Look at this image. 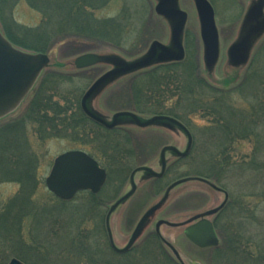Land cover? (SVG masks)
I'll list each match as a JSON object with an SVG mask.
<instances>
[{
  "label": "rangeland",
  "instance_id": "rangeland-1",
  "mask_svg": "<svg viewBox=\"0 0 264 264\" xmlns=\"http://www.w3.org/2000/svg\"><path fill=\"white\" fill-rule=\"evenodd\" d=\"M43 3L45 2L38 0H0V31L14 48L25 53L39 54L34 48H28L25 43L30 41V46H36L33 43L34 38L29 37V34L32 36L31 33L34 32L33 35H37L46 31L44 29L46 26H53L50 25L52 21H49L52 19L51 11H54L50 9L53 4L42 7ZM194 3L192 0H180L181 8L188 14V21L182 32L187 29L186 31L195 36V40H192V44L188 46L187 58L182 65L164 67L153 60L151 65L146 67V73L153 71L152 68L156 66L160 69L157 68L153 76L146 75L145 82L141 81L144 68L120 74L108 79L87 99V110L108 124H113V116L116 112L127 114L118 118V128L109 139V142H113L110 153L108 149V153L104 154L105 150L96 146L100 144H90L88 141L90 139L83 135L80 136L82 141L77 142L74 138L63 139L55 137L54 134L49 136L44 129L45 121L42 118L35 122L42 125H31L30 120L34 112L30 110L29 105L33 100V92L15 112L0 120V132L10 124H16L17 128L14 131L16 136L9 133L12 138L8 139H15L20 149L22 147L20 144L27 141L30 150L25 151L26 157L30 160L32 158L34 163L31 164L29 159H25L30 161L31 166L28 168L27 165H22V169L25 170L23 174L14 173L12 168L6 167L8 163L0 162V170L2 167V170L7 172L0 173V212L8 211L13 203L11 214L17 220L22 219L17 232L0 229V264H10L14 259L23 264H158L157 260L161 255L158 243L153 242L149 245L148 256L139 253L133 254V257L128 255L117 259L111 250L109 234L113 233L112 238L117 237L119 245L123 246L130 234L131 222L137 224L155 206L159 209L150 217L147 231H153L159 220L169 223L188 220L222 203L223 194L211 188L215 179L197 175L199 171L204 174L209 172L205 164L202 166V162L209 163L210 156L205 154L208 147L210 146L209 150L215 152L214 147H218L216 145L222 147V144H226L229 150L221 156L233 164L230 170L221 171L220 176V179L226 182L225 186L228 187L231 195L228 239L221 238L218 249L199 251L195 250L177 229L171 230L163 226L161 232L178 251L184 252L183 259L189 262L196 259L200 261L199 264H211L210 257L213 256V264L256 263V260L252 259L251 262L247 260L248 253L240 251L242 246V249L247 247L252 251L256 258H261L258 264L264 263L262 261L264 258V149H260L264 142V114L260 111L254 113L252 110V107L257 110L263 108L264 51H259V48L264 43V28L261 32H257L261 29L242 22V17L232 15L233 11L231 13L223 11L224 6L220 5L217 19L220 28L219 58L217 62L209 64L206 48L201 40V25ZM156 5L154 0H113L105 10L97 11L95 13L97 18H118L128 12L129 18L126 23L118 28L120 39L113 43L80 36L64 37L62 32L64 30H60L59 35L55 36L58 42L55 43L53 40L45 53L49 55L51 63L44 73L73 75L75 87L82 89L84 95L90 90L89 86L95 84L107 72L143 61L145 56L151 53L154 44L157 43L161 48L171 47L174 27L169 19L157 13ZM59 14L60 12L57 13ZM63 14L65 15V12ZM227 15L231 16L227 17ZM61 20V15L56 17L58 23L54 21V26L61 24ZM123 31H125L124 35L121 34ZM26 34L28 37L25 36ZM249 37L245 51L237 54L243 59L239 63V60L234 59L231 54L232 47ZM180 40L182 41V38ZM195 42L196 44H193ZM87 55L98 56V64L87 69L77 68L75 62ZM254 56H256L255 64L250 68ZM255 67L258 71L259 86L250 82L252 77L254 78ZM186 74L192 77L193 85L188 82L179 99L180 93L179 96L176 95V81L182 80ZM85 79L88 81L86 82ZM136 85H143L144 95L149 102L151 104L152 101L161 102L166 111H172L180 116L185 108L188 111L192 110L189 123L176 122L173 114H168L170 116L167 119L154 121V118L163 115L160 113L153 115L157 111L151 112V109L145 105L141 108L144 112L139 114L134 105L133 90ZM163 88L169 89L171 93V99L166 100L165 103L162 102L165 100ZM220 95L226 97L225 103L228 104L231 112L245 113V118L240 116V119L236 120L239 123V132L243 134L238 139H230L239 133L238 130H234L235 126H230L228 131L229 134L231 133L230 137L220 135L222 127L229 129L226 127L229 118L227 114L215 113L216 105L219 107L222 101L219 100ZM256 95L259 96L257 102L254 98ZM55 100L61 107L58 110L62 111L66 104L62 100ZM190 101L192 102L189 103ZM211 102H214L212 106L200 110L202 104ZM227 109L226 107L225 110L229 114ZM65 116L61 114L55 121L48 118L53 124H58L66 119ZM257 118L263 121L262 125L251 126V122ZM247 127L250 128L251 133L255 130L258 136L249 137ZM120 138L127 140L125 147L120 148L118 142ZM194 139L196 145L189 152L188 149L191 148ZM0 140L3 138L0 137ZM127 147L131 152L129 158L124 160L120 152L122 148ZM16 149L15 152L8 149L3 154V158L7 161L10 159L8 162L13 166H17ZM225 149L224 146L219 152ZM73 150L85 151L98 157L101 168L108 173V179L101 193L79 194L72 202L66 203L58 200L47 189L46 180L56 159ZM187 151L188 158H184L183 156H187ZM146 155L147 158L149 157L147 162ZM163 158L166 168L171 170L164 178L165 184H169L165 187H163V179L159 180V177L152 176V174L161 175ZM239 167L244 169L241 170ZM146 169L148 171H144ZM180 180L185 182L171 191L168 199L164 198L163 189H168ZM118 190L120 196H132L118 210H112ZM25 191L27 193H24ZM25 201L30 202L34 210L30 211L26 206L21 207L20 205H25ZM142 234L139 241L142 239ZM168 259L167 263L170 261Z\"/></svg>",
  "mask_w": 264,
  "mask_h": 264
},
{
  "label": "trees",
  "instance_id": "trees-1",
  "mask_svg": "<svg viewBox=\"0 0 264 264\" xmlns=\"http://www.w3.org/2000/svg\"><path fill=\"white\" fill-rule=\"evenodd\" d=\"M38 1L45 2L41 5L42 7H48V6L53 4L50 9H54V11H51L52 14L50 17H52V19L51 20L48 19L49 21H52V22H50V25H53V26H46L44 28L46 31H42L41 33H39L37 35H33L34 32L31 33L32 36L29 34V37L34 38L33 43L36 46H30V41L25 43V45H27L28 48H34L35 51H37L38 53H41V54H45L47 52L49 45H51L53 40H55V38L59 35L58 32L60 30H64V31H62L64 34V37H66V36H80V37H84L87 39L100 40V41H104V42L113 43L116 40L120 39V34L118 33V28L122 27L126 23L127 19L129 18L128 12H125L122 16H120L118 18H113V17H110V18H99L98 17L97 18L95 13L97 11L100 12V11L105 10L107 8V6H109L111 4V2L113 0H38ZM33 3H34V1H33ZM30 5H33V4H30ZM56 11H58V12H56ZM59 12H60V14L57 15V13H59ZM63 12H65V15L63 14ZM60 15L62 17L61 24H58L56 27V26H54L53 22L55 21L56 23H58L56 21V17H60ZM73 16H75V17H73ZM76 17H79V18H76ZM46 18H47V15H46ZM72 18H74V19H72ZM124 32L125 31H123L121 34L124 35L125 34ZM25 36L28 37V34H26ZM31 38H30V40H31ZM54 42L56 43V42H58V40H55ZM259 51H264V43L259 48ZM255 59H256V56L253 57L250 68L252 66H254L253 64H255ZM180 64L182 65V63H180ZM180 64H177V65H180ZM256 67H255V71L253 73L254 78L252 77L250 82H252L254 85L259 86L260 81L257 82L258 71L256 70ZM158 69H160V68H158ZM155 72H157V70L151 71V72L146 73V74H148V76L150 77V76H153V74ZM188 77H190V75L186 74L183 76L182 80L176 81L177 82L176 95L179 96V93H180L179 99H181L182 92L184 89H186L185 86H187V83L189 82V83H191V85H193L192 77H190V78H188ZM250 77H251V75H250ZM141 78L143 79V80H141L142 82L146 81L145 76H142ZM206 90H208V89H206ZM133 91H134L135 109L139 114L140 113L142 114L144 112L143 110H141V108H142V106L145 105L147 108L151 109V112L157 111V112H154L153 115H156L158 113H160L163 116L164 115L167 116L168 114H173L174 115L173 117L176 118L177 120L181 121L182 123H186V124L189 123L188 119L190 117V114L193 113L192 110L188 111L185 108L183 110L182 114L180 116H178L176 113H174L172 111H169V110L166 111V109L162 106L161 102L157 103L156 101H152L153 104H151V102H149L148 98H146V96L144 95L143 85H138V86L136 85ZM202 91L204 92V89H202ZM32 92H33V100L31 101V105H29V108H30V110H32V112H34L35 117L31 116V118H32V120H30L31 125H33V124H39V125L41 124L42 125V123H35V122L40 121V120H38L39 118H42L45 121V122L43 121L44 122L43 124L45 125L44 129L49 136H52L51 134H54L55 137H60L63 139L74 138V141L77 142V141H82L80 139V136L83 135L84 137L90 139V140H88L90 144H92V145L100 144V145H96V146L103 148L105 150V151H103L104 154L108 153V149H109V153H110V151L112 150L111 147H113V142H109V139L112 138V135L116 129H114V130L89 129V128L84 129V128L79 127V126H73V123H81L86 117H85V115H83L82 111H80L81 110L80 109V101H81L80 99L83 95V91L79 87H75V83L73 82L72 78H69L63 74L44 73ZM162 92L164 93L163 96L165 97V100H163L162 102L165 103V102H167L166 100L171 99L170 98L171 93H170V90L167 88H163ZM146 95H147V93H146ZM176 95H173V97ZM143 96H145V97H143ZM160 97H161V95H160ZM54 98L57 100H62L64 102V104H66L64 109H62V111L58 110L61 107H60L59 102L56 101ZM219 98H220L219 100H222V101L219 104L220 108L218 107V105H216L215 108H216L217 112H215V113L222 114V115L227 114V116L229 117V118L227 117L228 123L226 125V127H229V129L222 127V129H221L222 132L220 133V135L223 137H226V136L230 137L231 133L229 134V132H228L230 130V126H235L234 130H238V132H239L240 131L239 123L236 120L240 119V116L245 118V113L231 112L229 107L227 106L228 104L225 103L226 97L222 95ZM254 98L257 102V99L259 98V96L256 95V96H254ZM144 100H145V103L143 104ZM191 102L192 101H190L189 103H191ZM201 102H202V99H201V101H199V103L201 104ZM213 103L214 102L202 104L200 107L201 108L200 110L205 109L207 106L208 107L212 106L211 104H213ZM262 103H263L262 104L263 108L260 110H257L255 107H252V110L254 113H258V111H260L261 113L263 112V114H264V101ZM226 107L229 109V112H230L229 114L225 110ZM180 108H181V106L179 105V109ZM163 109H165V111ZM218 109H220V110L218 111ZM71 110H73L72 113H71ZM61 114H65L66 119L62 120L58 124H53L52 121L51 122L49 121V118H52L55 121L57 118L60 117ZM68 114H70L71 117H67ZM168 116H170V115H168ZM35 118H36V120H35ZM221 122H222V120H221ZM262 122H263L262 120L257 118V119H255L254 122H251V126L253 125L254 127H259V125H262ZM224 123H226V122H224ZM221 124H223V123H221ZM16 128H17L16 124H12V125L10 124L8 127L4 128V129L1 128V130L3 129V131L0 132V137L3 138V140H0V148H1L0 149V162L4 163V164L8 163V164H6V167L10 168V169L12 168L11 170L14 173H16V172L21 173L22 172L24 174L25 170L22 169L23 168L22 165H27V167L29 168V166H31V164H34V163L32 161V158L30 160V158L26 157L27 154L25 153V151L30 150L29 143L27 141H23L24 143L20 144L22 146L20 149V146L15 139L9 140L10 138H12V136H16V134L14 135V133H15L14 131L16 130ZM226 130L228 133L226 132ZM246 131L249 132V134L247 133L249 135V137L253 136V135L254 136L257 135L255 130H253L251 133L249 127L246 128ZM9 133L12 136L9 135ZM236 135H237L236 137H234V138L230 137V139L235 140V139H238L241 136H243V134H241L240 132L237 133ZM243 138H245V137H243ZM124 139L125 138H120L118 141L120 148H121V146H124V147L126 146V144L124 143ZM193 141L194 142L192 144V148L194 147V145H196L195 144L196 139H194ZM93 143H95V144H93ZM216 146H218V147H214L215 152L212 150H209L210 146L208 147V150L205 152V154H207V155L209 154V156H210V159L208 161L209 163H206V161L202 162V166L205 164L204 166H207L206 169L209 172L204 174L203 172L199 171L197 175H199L202 178L203 177L208 178V179L213 178L220 184V186L223 185L226 188V186H225L226 182L225 181L223 182L220 179L221 171L230 170V168H231V166H233V164L229 163L230 161L227 162V160L221 156L222 154H225L226 152H228L229 148H227V145L222 144V147H221V145H216ZM224 146L226 149L219 152V149H221V148L223 149ZM16 147H18V149H16ZM192 148H191V150H192ZM8 149H12L13 151H11V152H15V149H16L17 153H16V158H15L16 159L15 164H17V166L16 165L13 166L10 162H8L10 159L7 158L8 159V161H7L3 158L4 152L7 151ZM211 149H212V147H211ZM260 149L261 150L264 149V142L261 144ZM73 151H81V150H73ZM100 152H102V151H100ZM125 154L128 155V153L124 151V148H122V152H120V155L123 156L124 160L125 159L127 160L129 155L127 156ZM90 156L92 158H94L98 163H100V159L98 157H96L94 155H90ZM186 158H188V156ZM25 159H29L31 161V164H30L29 160H25ZM239 168L241 170L244 169L243 167H239ZM124 171H128V170H124ZM170 172H171V170H170ZM0 173H7V172L3 171L2 167H1ZM9 175L14 176L16 174H9ZM6 177H8V176L6 175ZM165 181H166V179H163V182H164L163 187H165L168 184V183L165 184L166 183ZM19 182L21 184H23L22 181H19ZM25 188H26V186H24V189ZM24 193H27V192L25 191ZM87 193H89V192H83L80 194H87ZM90 194L94 195L92 193H90ZM19 201L20 200L18 199V202ZM22 203H20V204H22ZM24 203H25V205H20V206L21 207L26 206L27 209L30 211L34 210V207H32L33 205L30 202L25 201ZM20 206H18V207H20ZM15 207H17V205ZM12 208H13V203L9 207L8 211H6L5 213L0 212V229H1V231L4 229H5V231H7L8 229H10L11 232H17L18 228H20V226H21L22 219L20 218L19 220H17L16 217L11 214ZM240 251L242 253L243 252L248 253L246 258L249 262H251V260L253 259V260H256V263H253V264H258V261L260 263L261 258H256L255 255L253 254V252L249 251L247 249V247H245V249H242V246H240ZM262 259H263L262 261H264V258H262ZM250 264H252V263H250Z\"/></svg>",
  "mask_w": 264,
  "mask_h": 264
},
{
  "label": "water",
  "instance_id": "water-1",
  "mask_svg": "<svg viewBox=\"0 0 264 264\" xmlns=\"http://www.w3.org/2000/svg\"><path fill=\"white\" fill-rule=\"evenodd\" d=\"M196 7L201 20L202 40L206 48L207 61L209 64H213L219 58L218 33L214 20V11L206 0H196ZM158 12L167 16L182 17L181 22L174 30V38L177 42L179 39L178 34L186 22V15L180 11H163L161 10V6L158 7ZM259 18L260 8L256 7L251 11L250 19L258 20ZM247 45L240 43L232 47L231 54L235 57L234 59L239 60V63L243 59L239 58L237 54L243 53ZM157 47V43L153 45L151 53L146 57V61L143 60L129 67L115 69L101 77L87 92L83 103L111 77L137 71L145 68V66H149L151 61L155 59L153 51L155 52ZM162 49L168 51L164 47ZM182 58L183 56L180 54L175 59L182 60ZM165 59V56H159V61L163 62ZM98 62V56L87 55L78 59L76 66L84 69L96 65ZM49 64L50 59L48 55L30 54L20 51L14 48L0 31V119L11 114L20 106ZM120 116H124V114H119L118 117ZM134 119L137 120L136 118ZM157 120L159 118L154 119V121ZM105 183V171L99 168L98 164L92 158L82 152H71L57 158L50 176L46 180L48 190L64 202L72 201L82 191H91L94 194H98L101 192ZM127 198H129V195ZM157 209L158 206H155L145 215L127 248H130L134 244L145 222ZM186 236L191 242L202 249L217 247L219 245L212 225L208 221L201 222L189 228L186 231ZM11 264L21 263L13 260Z\"/></svg>",
  "mask_w": 264,
  "mask_h": 264
},
{
  "label": "flooded vegetation",
  "instance_id": "flooded-vegetation-1",
  "mask_svg": "<svg viewBox=\"0 0 264 264\" xmlns=\"http://www.w3.org/2000/svg\"><path fill=\"white\" fill-rule=\"evenodd\" d=\"M154 1H156V3H157V5H156L157 13L159 15H161L162 17L169 19L172 22L174 30H175V27L181 22L182 17L181 16H167L164 14H160L158 12L159 6H161V10L166 11V12L180 11V12L184 13L186 15V22H185L184 27L186 26L187 21H188V14L184 9L181 8L180 0H154ZM192 1L195 2L194 4L196 7V0H192ZM206 1L211 5V7L214 11V20H215L217 33H218L219 50H220V36H219L220 28L218 27L219 25H218L217 19H218L220 7H221L220 5L224 6L223 11L226 10L227 12L229 11V13H231L233 11L234 12V14H232L233 16L235 15L238 18L242 17V19H243L242 22H245L246 24H252L251 26H254V28H257V29L262 30L264 28V0H206ZM256 7L260 8V18L258 20H251L250 19V13ZM196 10H197V7H196ZM197 13H198V11H197ZM198 16H199V14H198ZM229 16H231V15H227V17H229ZM199 21H200V25H201L200 17H199ZM238 21H239V19H238ZM149 25H150V21H149ZM149 25L147 26L148 30H149ZM184 27H183V29H184ZM257 29H256V31H257ZM174 30L172 32L173 45L169 48H166L168 51L163 50L161 47H157L155 52L153 51V55L155 56L154 61L156 60L160 66L166 67V66H173L176 64L183 63L187 58L186 55H187V51L189 50L188 46L190 44H192V42H191L192 40H195V36L192 33H190L189 31H186L187 30L186 29L183 32H182V30L179 32V34H178L179 39L176 42L175 38H174ZM261 30H258L257 32H260ZM200 33H201V40H202V27H201ZM183 35H184V37H183ZM181 38H182V41L180 40ZM90 40H93V39H90ZM249 40H250V37L245 41L241 40L239 43H243V44L247 45V44H249ZM202 42H203V40H202ZM193 44H196V42ZM203 45H204V43H203ZM151 51H152V49H151ZM180 54H182V56H183L182 60H176L175 58L180 56ZM161 55L165 56V58H166L163 62L159 61V56H161ZM144 60L146 61V56H145ZM150 65H151V63H150ZM75 66H76V63H75ZM94 66H92V67H94ZM89 68H91V67H89ZM157 68H158V66H156L152 69L154 71V70H157ZM85 69H87V68H85ZM113 70H115V69H113ZM113 70L107 72V74L112 72ZM144 70H145V72H143V74H141V75L146 77V75H148V74H146V66H145ZM63 75H65L69 78L73 77V75H67V74H63ZM117 76H119V75H115L113 77L115 78ZM85 81L87 82L88 80L85 79ZM93 84L90 85L89 88H91L93 86ZM85 95H86V92L83 95V97L81 98V111H82L83 115H85L86 118L81 123H73V125L82 127L84 129H86V128H89V129H106V130L117 129L118 128V118H119L118 115L121 112L120 113L116 112L115 115L113 116V119H114L113 124H108L103 119L94 116L93 114H91L87 110L86 102L83 103V99H84ZM69 115L70 114H68V116ZM69 117H71V116H69ZM167 117H169V116H165V115L164 116H157V118H159V119H163V118L167 119ZM175 121L177 122L179 120H177L175 118ZM180 123H182V122H180ZM126 141L127 140L124 139V143L127 145ZM124 151H126L128 153V155L131 152V151H129L128 147L126 149H124ZM174 152H176V151H174ZM143 158H145V155L143 156ZM148 158L146 155V162H147ZM164 161L165 160L163 158V161H162L163 168L161 171V178L158 174H152V176L155 175L156 177H159V180L166 178V174L168 173V171H170L169 168H166ZM144 171H148V170L146 169ZM133 173H131V174L133 175ZM182 181L183 180H181L179 182H182ZM179 182H177V183H179ZM179 185H175V184L171 185L168 187V189H166L167 191L165 189H163L162 192L165 191L164 192V198L168 199L171 191H173ZM134 188H136V186ZM211 188L214 189L217 193L223 194V197H224L223 202L220 203L218 206H215L211 209H207V210L203 211L202 213L191 217L188 220L178 221V222H174V223H169V222L164 221V220H159L155 224L153 231H147L148 227H149L148 226V222L150 220V218H149L145 222V224H144L142 230L140 231V234H139L138 238L136 239L135 243L129 249L127 247L129 245L131 239L133 238V236H134V234H135V232H136V230H137V228H138V226H139V224L143 218L137 224L135 222H133V223L131 222V224L129 226L130 230H131V231L129 230L130 234L128 236L127 242L125 244H123V246L119 245L117 237H115L116 239L112 238L113 233L112 234L110 233L109 236H110L111 240L109 239V241H110L111 250H112L114 256L117 259H119V257L123 258L124 256H128V255L133 257V254L138 255L139 253H141L143 255L146 254L145 256H148V254H150L149 253L150 251H147V249L149 248V245L151 243L155 242V243H158L159 253L163 256V257L161 255L159 256V259L157 260L158 264H161V263L162 264H199L200 261H198L196 259H193L190 262L187 259L186 260L183 259V257L185 256L184 252L178 251L177 248L174 245H172V243L167 239V237L164 236V234H162L161 228L163 226H167L168 229H171V230L177 229L178 231H180L181 235H183L189 241V243L192 244L191 246H193V248L195 250L206 251L209 249H213V250L218 249L219 245L217 247L203 248L202 249V248L198 247L196 244H194L193 242H191L188 239V237L186 236V231L189 228H191V227H193V226H195L201 222L208 221L212 225V228L214 230L216 238L219 241V244H220L221 238L228 239V237H229L228 231H229V222H230L231 195H230V192L228 191V188H225L224 186L221 187L220 184L216 180L214 181V184L211 186ZM117 193H116L117 194L116 201L113 205V210H118L132 196V195H129V198H127L128 195L120 196L121 193L119 190ZM158 209H159V207H158ZM158 209H157V211H158ZM210 213H212V214H210ZM141 233H143L142 239H141V241H139V239H140L139 237H140ZM117 235H118V233L116 234V236ZM120 237H118V238H120ZM138 241H139V243H138ZM170 253L173 256L170 255ZM160 258H163V259H160ZM167 259L170 260V261H168V263L166 262ZM146 260H144V261H146ZM154 262H156V261H154ZM209 263H211V264L214 263V257L213 256L210 257Z\"/></svg>",
  "mask_w": 264,
  "mask_h": 264
}]
</instances>
